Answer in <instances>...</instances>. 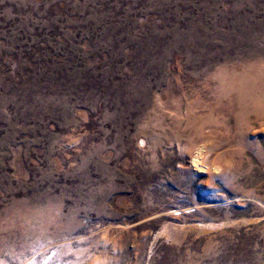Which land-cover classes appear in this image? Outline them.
<instances>
[{"label":"rangeland","instance_id":"374dc122","mask_svg":"<svg viewBox=\"0 0 264 264\" xmlns=\"http://www.w3.org/2000/svg\"><path fill=\"white\" fill-rule=\"evenodd\" d=\"M0 264H264V0H0Z\"/></svg>","mask_w":264,"mask_h":264},{"label":"bare ground","instance_id":"6f19581e","mask_svg":"<svg viewBox=\"0 0 264 264\" xmlns=\"http://www.w3.org/2000/svg\"><path fill=\"white\" fill-rule=\"evenodd\" d=\"M194 160V163H195V165L196 166H198V167H200V157L197 155L196 157H195V159H193ZM202 167H204V166H202Z\"/></svg>","mask_w":264,"mask_h":264}]
</instances>
